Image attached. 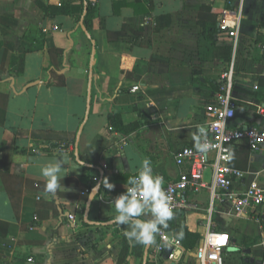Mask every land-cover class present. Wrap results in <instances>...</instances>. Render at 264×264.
<instances>
[{"label":"crops","instance_id":"obj_1","mask_svg":"<svg viewBox=\"0 0 264 264\" xmlns=\"http://www.w3.org/2000/svg\"><path fill=\"white\" fill-rule=\"evenodd\" d=\"M38 1L56 7L82 3L0 0V258L13 264H143L123 235L128 226L85 220L92 183L107 177L115 185L109 191L101 184L90 206L89 220L107 222L116 215L109 201L125 191L144 158L163 177L164 189L176 181L184 168L175 155L194 146L192 134L208 121L205 103L231 64L233 124L264 128V0H90L89 35L81 19L44 11ZM204 4L218 15V27L225 11L228 18L241 12L237 39L220 30L217 53L200 46L197 18ZM226 47L228 61L222 57ZM111 111L126 124L142 125L128 135L115 132L108 124ZM243 142L230 147L231 161L237 156V163L247 164L246 177L234 188L243 191L255 178L264 187V150H239ZM61 154L65 190L45 196L40 166ZM77 158L85 160L83 167ZM209 177L210 168L206 182ZM210 194L208 188L189 189L190 206L174 213L172 232L189 224L202 236ZM211 219L231 237L225 264L264 262V206L236 216L228 203L216 200ZM174 263L198 264L195 250L183 248Z\"/></svg>","mask_w":264,"mask_h":264},{"label":"built area","instance_id":"obj_2","mask_svg":"<svg viewBox=\"0 0 264 264\" xmlns=\"http://www.w3.org/2000/svg\"><path fill=\"white\" fill-rule=\"evenodd\" d=\"M227 15L228 10L225 11V15L221 19L220 30L237 39L241 12L230 15L229 18ZM54 28L58 29L59 27L56 25ZM262 47L264 48V45ZM219 82V88L214 92L213 98L205 103L208 121L203 125L207 139L214 147L206 156L197 152L194 146L181 148L175 155V162L184 169L176 181L170 182L164 189L170 197V206L174 213L190 206L186 197V192L189 189L196 192L202 188L210 189L212 206L209 209L208 227L195 249V258L198 264H225L224 253L231 245L230 235L213 227L211 213L216 200L228 203L236 216H242L264 206V187L256 178L250 180L243 191L234 188L235 182L243 180L247 171L232 166L231 158H227L231 156L230 147L232 144L240 140H246L248 148L252 152L264 150V128L257 125L241 128L233 124L237 108V100L234 96L233 64L221 73ZM138 89L139 86L134 87V90ZM260 112L264 113V106L260 107ZM209 168L211 169V179L206 182L205 174ZM156 237L157 240L152 251L153 263L173 264L179 257V251L183 250L177 234L162 228ZM32 260L33 258L30 257L29 261ZM0 264L13 263L0 258ZM259 264H264V262Z\"/></svg>","mask_w":264,"mask_h":264},{"label":"clouds","instance_id":"obj_3","mask_svg":"<svg viewBox=\"0 0 264 264\" xmlns=\"http://www.w3.org/2000/svg\"><path fill=\"white\" fill-rule=\"evenodd\" d=\"M194 147L197 152L204 154L214 147L207 139V133L203 126H198V131L192 134ZM228 159L231 156L227 157ZM66 157L61 156L40 166V175L45 180L44 194L55 195L57 191H64L61 183V174ZM80 168L85 165V160L77 158ZM128 187L124 192L109 201L114 206L116 215L110 223L119 226H128L123 230L124 237L133 245L151 246L155 243V235L162 228L168 227V222L173 219L174 212L170 206V197L162 187L164 179L161 175L155 174L152 162L144 158L136 175L128 177ZM100 184L103 188L112 191L115 188L113 183L105 177ZM100 185L93 187L88 194V199L94 200ZM103 199V198H101ZM150 217L141 219V217Z\"/></svg>","mask_w":264,"mask_h":264},{"label":"trees","instance_id":"obj_4","mask_svg":"<svg viewBox=\"0 0 264 264\" xmlns=\"http://www.w3.org/2000/svg\"><path fill=\"white\" fill-rule=\"evenodd\" d=\"M227 2H231V0H227ZM39 6L44 10V11H52V10H59V11H63L65 13H69L75 16V18L77 20L80 21V19L82 18L83 14L85 13V8H87V11L85 13L84 16V24L87 28V30L90 32L92 31V15H93V10H94V6L92 5V3L89 0H82L81 5H62L60 7H56V6H47L44 3H42L41 1H38ZM197 22L198 24L202 27V32H201V37H200V46L203 48L204 47H209L212 48L213 51L215 53H217L218 50H216L217 48L215 47L216 44V40H217V35L218 32L220 31V27H218V15L216 13H214L212 11V6L211 5H207L204 4L201 6L200 11L198 13V18H197ZM264 26V25H262ZM262 35L260 34V38ZM264 37V36H263ZM91 40L94 41L93 36L90 37ZM263 39V38H262ZM2 49V42L0 41V51ZM230 54H231V50L230 48L226 47L223 49V59L224 61H228V59H230ZM197 74V70H194V75ZM48 84H53L52 79L48 78ZM219 81L215 84L216 90L215 92L218 90L219 88ZM108 124L111 130L115 131V132H119L122 135H128L131 132H134L136 130H138L141 125L142 122L141 121H135L133 123L130 124H126L123 120V117L120 113L116 112V111H111L109 113L108 116ZM241 141V140H240ZM243 144H241L239 150H242V147H248L247 141L243 140ZM234 144V143H233ZM232 144V145H233ZM233 150V149H232ZM235 152V151H234ZM237 160H242L239 159V157H232V161H231V165L237 168H240L242 170H247V164H244L243 162H239L237 163ZM94 185V187L96 185H100L99 189L101 188V184L99 181L97 182H93L92 183ZM263 224V230H264V223ZM189 224L186 225V228L183 232L178 233L177 236L181 242L182 247L185 250V253L191 252L192 250H195L197 248V246L199 245V241L201 239L200 234L196 231V229H191L190 226H188ZM173 229H175L174 226V220H170L168 222V227L166 228V230L169 231H173ZM156 241V239H155ZM143 247L141 245H135L132 246V251L134 252H138L139 256H143ZM164 254V253H163ZM148 264H152L151 260H148Z\"/></svg>","mask_w":264,"mask_h":264},{"label":"water","instance_id":"obj_5","mask_svg":"<svg viewBox=\"0 0 264 264\" xmlns=\"http://www.w3.org/2000/svg\"><path fill=\"white\" fill-rule=\"evenodd\" d=\"M86 11H87V8H85V13H86ZM85 13H84V15L81 18L80 24L82 26V30H84L85 33L87 35H89V31L87 30V28H86V26L84 24V16H85ZM94 53H95V45L93 44L92 61H93V58H94ZM91 66H92V63H91ZM91 75H92V73H91ZM90 85H91V82H90ZM82 127L83 126H81V128L79 130L78 137H79V135L81 133ZM77 153H78V151H77ZM95 195H96V193H95ZM92 201L93 200H91V201L89 199L87 200V205H86V210H85V215H84L85 220L87 222H89L91 224H95V225L96 224H98V225H100V224H102V225H110V224H113V223H110V221H107V222H98V221H96L95 222V221L89 220V212H90V206H91ZM67 215H69V214L67 213ZM141 219H143V218H141ZM150 248H151V246H145L144 255H143V264H148V256H149ZM179 253H181V250L179 251ZM173 264H176V263H173Z\"/></svg>","mask_w":264,"mask_h":264},{"label":"rangeland","instance_id":"obj_6","mask_svg":"<svg viewBox=\"0 0 264 264\" xmlns=\"http://www.w3.org/2000/svg\"><path fill=\"white\" fill-rule=\"evenodd\" d=\"M207 170H208V169H207ZM207 180L209 181V180H210V177H209V178H207ZM224 257H226L225 253H224Z\"/></svg>","mask_w":264,"mask_h":264}]
</instances>
